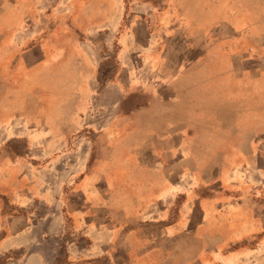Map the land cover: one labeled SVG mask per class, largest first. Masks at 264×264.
Wrapping results in <instances>:
<instances>
[{
  "label": "rangeland",
  "instance_id": "374dc122",
  "mask_svg": "<svg viewBox=\"0 0 264 264\" xmlns=\"http://www.w3.org/2000/svg\"><path fill=\"white\" fill-rule=\"evenodd\" d=\"M214 258L264 264V0H0V264Z\"/></svg>",
  "mask_w": 264,
  "mask_h": 264
},
{
  "label": "crops",
  "instance_id": "0c3cea01",
  "mask_svg": "<svg viewBox=\"0 0 264 264\" xmlns=\"http://www.w3.org/2000/svg\"><path fill=\"white\" fill-rule=\"evenodd\" d=\"M137 165V171H138V175H134V178L136 179V181L139 182V185H145L148 186L154 182H163L164 179L166 180V178L168 177V175H164V172L162 171V168H159L157 172H150L149 170H147L145 167L140 166L139 164ZM156 173V175H154ZM180 179L179 182L181 184L179 186H175L174 185V190H181V192H186V187L184 184L190 180H192V177H194V175H180L179 176ZM253 179V183H255V185H260L261 184V179H260V175H255L251 177ZM188 184V183H187ZM183 188V189H182ZM153 225L165 228L163 224H161L160 222H156L153 223ZM189 236H191V234L189 233ZM214 263L212 264H220L219 261H217V258L213 259ZM216 261V263H215Z\"/></svg>",
  "mask_w": 264,
  "mask_h": 264
}]
</instances>
